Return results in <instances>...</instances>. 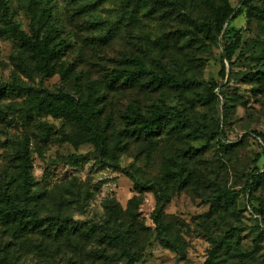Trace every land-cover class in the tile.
Instances as JSON below:
<instances>
[{"label":"rangeland","instance_id":"374dc122","mask_svg":"<svg viewBox=\"0 0 264 264\" xmlns=\"http://www.w3.org/2000/svg\"><path fill=\"white\" fill-rule=\"evenodd\" d=\"M94 1L0 0V204L19 182L15 157L25 147L32 191L47 195L30 209L70 217L86 232L109 221L116 205L111 226L125 231L136 219L134 264H264V217L248 210L264 205V0H105L90 9ZM44 10L52 18L42 24ZM50 25L58 30L51 44L57 57L44 77L15 31L43 42ZM136 60L149 74L128 85ZM157 62L178 83L207 86L157 87ZM64 95L94 112L95 134L43 105ZM157 107L184 112L188 136H175L169 124L144 137L126 120ZM98 135L100 146L92 140ZM255 170L262 177L250 191ZM221 189L226 207L208 217ZM157 195L169 197L160 220L173 249L161 243L153 221ZM229 229L244 254L219 251L212 260ZM37 233L20 236L0 225V262L47 256ZM52 255L62 264H126L98 231L91 240H56Z\"/></svg>","mask_w":264,"mask_h":264},{"label":"trees","instance_id":"16d2710c","mask_svg":"<svg viewBox=\"0 0 264 264\" xmlns=\"http://www.w3.org/2000/svg\"><path fill=\"white\" fill-rule=\"evenodd\" d=\"M105 0H95L92 4H87L90 9H95L101 5ZM32 4H35L37 0H30ZM51 12L48 10L42 11L41 23H49L51 21ZM223 23V21H221ZM15 36L19 42L30 51L32 59L35 63V68L44 77H50L51 71L49 69L50 63L56 59L57 53L51 48V44L54 42L56 36H58V30L54 25H50L47 33V37L43 42L33 41L27 34L20 31H15ZM158 69L162 73L161 76L153 75L151 81L156 84L157 87H162L164 85H171L178 89H189L190 87L197 85L207 86L203 81H186L183 83H178L176 79L169 73L167 67L163 64L156 63ZM149 74L146 66L143 62L136 60L135 68L130 71L125 82L128 85L134 84L138 79L142 78L144 75ZM0 90V96H1ZM201 100V98H200ZM201 102V101H198ZM43 105L48 108L54 117H66L78 122L86 130L94 133L93 116L88 115L85 104L78 103L76 99L70 97L69 95H64L62 97L53 96L52 98H46L43 101ZM126 120L129 124L133 125L135 130L144 137H150L152 134L160 131L163 126L171 124L170 130L172 134L179 138L188 136L185 130L190 128V120L186 117L185 113L178 110L175 107H157L150 115H142L140 113H132L126 116ZM199 132L204 134V127L198 128ZM103 135H98L93 137V142L98 146L102 145ZM256 138H260L256 136ZM86 141L91 140L89 136L86 137ZM261 140V139H260ZM28 151L25 147L18 150L16 153L17 169H18V184L14 191L7 192L3 194L2 204H0V225L4 226L5 229H15L20 236L27 233H37L39 239H42L41 244L45 249H47L48 254L44 256L43 259L32 260L34 264H62L61 257L56 259L52 255L53 244L56 240L65 238V240H73L75 238H81L86 240H91L96 231L99 232V241L101 244L108 246L111 250L120 249L123 251L126 257V264H134L133 262L140 259L136 257L132 247H131V236L137 231H134V225H129L127 230H121L120 228H115L111 226L110 220L116 216V205L111 208V213L109 212V221H104L97 223L89 227L86 232L82 231L84 226L80 225L79 222L72 220L70 217L64 215H56L52 217H41L36 210L30 209L31 207H36L37 204L44 201L47 197L46 192L39 193L32 191L33 182L30 175V163L28 159ZM168 173H171L169 170ZM262 177L260 170H255L250 175L247 186L250 191H254L258 180ZM186 185L184 181L183 186ZM159 206L153 212V221L157 229L160 230L161 243L170 249H173L172 242L166 238L165 226L160 220L161 215V202L163 200H168L169 197L166 196L162 198L157 195ZM227 202L226 192L224 190H219L211 207V212L207 214L208 217H212L213 214L219 213L220 208H225ZM250 213L258 216L264 217V205H260L258 208L253 206L248 207ZM105 222V223H104ZM142 228V227H141ZM237 234L235 229H229L224 237L218 241L212 249V260L217 259L220 256L219 251H223L225 256L232 258V254H244L242 250L238 247ZM234 243V245H233ZM256 248H258V243H256ZM107 250H109L107 248ZM233 250V253H232ZM70 253V252H69ZM237 256V255H236ZM38 258H41L38 256ZM239 258V257H238ZM4 261L0 264H13L10 260L11 258L6 255ZM240 260V258H239ZM30 263V264H32ZM213 263V261H212ZM64 264H74L73 261L67 260ZM207 264H211V260ZM230 264H234L231 261ZM250 264V263H245Z\"/></svg>","mask_w":264,"mask_h":264}]
</instances>
